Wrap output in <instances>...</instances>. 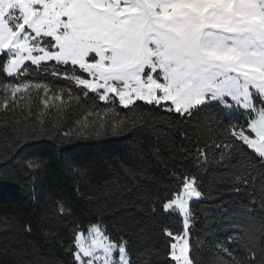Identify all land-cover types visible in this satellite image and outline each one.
<instances>
[{
  "label": "snow or ice",
  "instance_id": "1",
  "mask_svg": "<svg viewBox=\"0 0 264 264\" xmlns=\"http://www.w3.org/2000/svg\"><path fill=\"white\" fill-rule=\"evenodd\" d=\"M50 61L55 64L49 66ZM26 62L74 88L53 91L49 83L28 79L32 69ZM0 74L9 78L0 80L5 148L0 165L24 152L30 142L48 136L46 119L74 110L81 95L91 98V93L105 104L118 100L131 116L110 118L113 108H90L75 129L59 137L69 173L84 175L72 162L71 148L63 147L73 139L120 136L167 124L186 142L178 152L177 146H170L174 155L197 168L211 157L229 169L223 191L248 200L247 206H240L234 233L227 240L210 241L207 237L213 233L195 230L191 207L194 198H205L202 181L187 168H173L166 196H157L150 211L141 206L152 224L160 225L158 216L163 214H175L182 223L178 231L162 227L168 238V264H264V0H0ZM160 109L171 117L159 116ZM234 112L243 122L218 119ZM201 116L216 128L194 140L188 125L197 120L199 127ZM46 165L45 160L33 159L22 168L24 174H35ZM124 170L133 178L138 174L132 168ZM19 174L0 167V180ZM31 198L40 200L35 188ZM49 211L60 220L73 215L62 201ZM104 211L86 228L82 222H71L66 250L71 264H151L150 258H133L131 240L123 235L127 229L110 228ZM25 230L31 232V226Z\"/></svg>",
  "mask_w": 264,
  "mask_h": 264
},
{
  "label": "trees",
  "instance_id": "2",
  "mask_svg": "<svg viewBox=\"0 0 264 264\" xmlns=\"http://www.w3.org/2000/svg\"><path fill=\"white\" fill-rule=\"evenodd\" d=\"M47 63L49 66L55 64L54 61ZM26 64L30 65V62ZM30 67L32 72L28 79L49 83L53 91L74 88V85H69L67 81L53 77L50 73L37 72L36 66ZM67 67L71 68L70 65ZM8 79L6 74H0V80L7 82ZM89 97L91 98L81 95V102L74 110L68 109L66 114L47 118L48 136L30 142L31 146L26 147L24 152L14 156L6 165H0L9 172L20 173L16 178L0 180V264H71L72 257L66 251L71 243V222L77 220L86 228L90 220L99 219L101 209H106L103 217L110 228L120 225L127 229L123 235L131 240L130 251L134 259L142 261L150 258L151 264H168V238L163 235L162 227L178 231L182 230V223L175 214H163L158 216L160 225L152 224L149 215L141 211V206L150 211L152 201L157 196H166V190L172 182L169 173L173 168H187L195 172L202 181L205 198L191 202L196 218L195 230L202 234L205 230L213 233L214 236L207 237L210 241L214 237L227 240L234 233V222L239 218L240 206H247L248 200L240 193L223 191L229 169L219 166L211 157L202 168H197L190 160L174 155L169 150L170 146H177L174 151L178 152V146L186 142L167 124L144 127L120 136L73 139L71 145L63 147L71 148L72 162L84 175L76 177L70 174L57 143L64 132L75 129L82 115L90 108L100 112L113 108L110 118H123L125 114H133L123 109L118 100L115 104L111 101L105 104L91 93ZM137 104L146 110L156 111L155 106L141 101H137ZM157 114L165 119L172 115L163 109ZM7 116L11 118L12 113L9 112ZM218 119L224 122L228 119L243 122L244 118L239 112H234L231 117L220 114ZM3 120L4 115L0 113V123ZM213 128L216 125L213 124L210 128L201 116L199 127L198 121L193 120L188 125V132L194 140L198 135L204 139L211 134ZM4 150V136L0 133V152ZM33 159L47 161L46 167L37 170L35 174H24L22 165L26 160ZM126 168L137 170L136 177L125 172ZM117 184L123 186V190ZM33 188L40 196L38 203L31 198ZM128 188L132 191L129 192ZM218 190L222 193L219 196ZM138 196L140 199H137ZM146 197L151 199H145ZM58 201L71 208V217L60 220L51 215L49 210ZM125 201H128L126 206ZM28 225L31 226V232L25 230Z\"/></svg>",
  "mask_w": 264,
  "mask_h": 264
},
{
  "label": "rangeland",
  "instance_id": "3",
  "mask_svg": "<svg viewBox=\"0 0 264 264\" xmlns=\"http://www.w3.org/2000/svg\"><path fill=\"white\" fill-rule=\"evenodd\" d=\"M50 62H51V61H50ZM193 201H196V200H195V198H194V200H193ZM85 234H87V233L85 232Z\"/></svg>",
  "mask_w": 264,
  "mask_h": 264
}]
</instances>
